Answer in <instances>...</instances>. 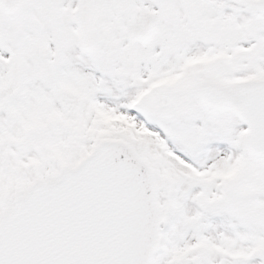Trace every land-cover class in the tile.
<instances>
[{
	"label": "snow or ice",
	"instance_id": "obj_1",
	"mask_svg": "<svg viewBox=\"0 0 264 264\" xmlns=\"http://www.w3.org/2000/svg\"><path fill=\"white\" fill-rule=\"evenodd\" d=\"M0 264H264V0H0Z\"/></svg>",
	"mask_w": 264,
	"mask_h": 264
}]
</instances>
